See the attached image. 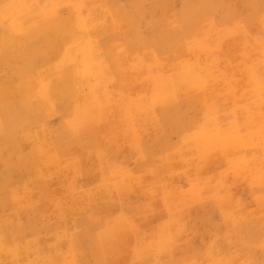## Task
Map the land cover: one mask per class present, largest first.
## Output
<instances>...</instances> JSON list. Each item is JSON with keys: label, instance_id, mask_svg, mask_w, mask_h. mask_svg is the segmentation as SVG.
<instances>
[{"label": "rangeland", "instance_id": "1", "mask_svg": "<svg viewBox=\"0 0 264 264\" xmlns=\"http://www.w3.org/2000/svg\"><path fill=\"white\" fill-rule=\"evenodd\" d=\"M263 107L264 0H0V264H264Z\"/></svg>", "mask_w": 264, "mask_h": 264}, {"label": "bare ground", "instance_id": "2", "mask_svg": "<svg viewBox=\"0 0 264 264\" xmlns=\"http://www.w3.org/2000/svg\"><path fill=\"white\" fill-rule=\"evenodd\" d=\"M16 7V6H15ZM17 9V8H16ZM8 11V10H7ZM14 12V11H13ZM16 12V11H15ZM8 14V13H7ZM18 14H20V13H18ZM12 16V15H11ZM28 16V15H27ZM13 17V16H12ZM9 18V17H8ZM28 18V17H27ZM37 18V17H36ZM19 19H21V18H19ZM8 20V19H7ZM24 20V19H23ZM18 21H21V20H18ZM24 21H22V22H19V24L20 23H23ZM202 25V24H201ZM23 26V25H22ZM22 28V27H21ZM23 29V28H22ZM86 44V43H85ZM90 44V43H89ZM94 44V43H93ZM98 44V43H97ZM81 45V44H80ZM78 47H80V46H78ZM93 47V46H92ZM96 46L94 45V48H95ZM82 48V47H81ZM94 48H93V50H94ZM251 49V48H250ZM99 50V49H98ZM82 52V51H81ZM98 52V51H97ZM70 54V53H69ZM99 54H101V53H99ZM98 54V55H99ZM78 56H79V54H78ZM86 57V56H85ZM97 58V57H96ZM87 61H90V60H87ZM74 62V61H73ZM77 63H78V61H76ZM84 62V61H83ZM91 62V61H90ZM98 63V62H97ZM80 64V63H79ZM93 64V63H92ZM74 65H75V63H74ZM77 66V65H76ZM78 66H80V65H78ZM83 66V65H82ZM91 66V65H90ZM95 66V65H94ZM85 67V66H84ZM77 68V67H76ZM90 68V67H89ZM94 68V67H93ZM97 68V67H96ZM75 69V68H74ZM99 70V69H98ZM97 70V71H98ZM90 72H92V71H90ZM79 76V75H78ZM80 77V76H79ZM87 77H90V76H87ZM102 78V77H101ZM152 78V77H151ZM158 78V77H157ZM36 79V78H35ZM77 79H78V77H77ZM90 79V78H89ZM94 79V78H93ZM160 79V78H159ZM76 81V80H75ZM155 81V80H154ZM80 82V81H79ZM156 82V81H155ZM40 84V83H39ZM42 84V83H41ZM81 85V84H80ZM84 85V84H83ZM43 86V85H42ZM88 86V85H87ZM96 87V86H95ZM21 88V87H20ZM88 88V87H87ZM260 88V87H259ZM262 88V87H261ZM23 89V88H22ZM93 89V88H92ZM101 89V88H100ZM99 89V90H100ZM86 90V89H85ZM98 90V89H97ZM38 91V90H37ZM83 91V90H82ZM98 92V91H97ZM85 93H83V95H84ZM32 95V94H31ZM37 95V94H36ZM82 95V96H83ZM107 95V94H106ZM28 96V95H27ZM44 96V95H43ZM35 97V96H34ZM40 98V97H39ZM96 98V97H95ZM46 99V98H45ZM81 99V98H80ZM88 99V97L86 98V100ZM29 100V99H28ZM33 100V99H32ZM35 100V99H34ZM39 100V99H38ZM88 100H90V98L88 99ZM159 101V100H158ZM80 102H81V100H80ZM35 104V103H34ZM262 105V104H261ZM79 107H80V103H79ZM264 108V107H263ZM95 109V108H94ZM260 109H261V107H260ZM86 116H89L88 114L86 115ZM92 118V117H91ZM91 120H93V118L91 119ZM86 122V121H85ZM254 126V125H253ZM252 127V126H251ZM249 128V127H248ZM201 134V133H200ZM244 136V135H243ZM195 138H197V137H195ZM194 138V139H195ZM196 140V139H195ZM194 140V141H195ZM201 140V139H200ZM207 140V139H206ZM245 140V139H244ZM197 141V140H196ZM192 142V140H190V142L189 143H191ZM197 142H199V141H197ZM197 142H194V143H197ZM202 143H203V145H208V144H210V142H208V141H202ZM200 144V143H199ZM197 144H195V146H196ZM232 145H234V144H232ZM231 145V146H232ZM190 146V145H189ZM195 146L194 147H191L192 149L194 148L195 149ZM229 147H230V145H228ZM263 146V145H262ZM261 146V147H262ZM194 149H193V151H194ZM231 149V148H230ZM262 149V148H261ZM219 150V149H218ZM197 151V149H195V151H194V153ZM257 161V160H256ZM45 166V165H44Z\"/></svg>", "mask_w": 264, "mask_h": 264}]
</instances>
